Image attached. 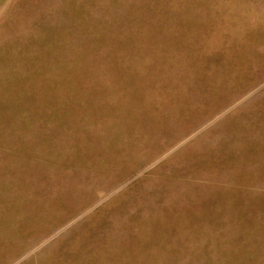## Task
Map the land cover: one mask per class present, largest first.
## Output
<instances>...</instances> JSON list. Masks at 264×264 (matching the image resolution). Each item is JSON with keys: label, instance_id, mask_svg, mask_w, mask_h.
I'll return each instance as SVG.
<instances>
[{"label": "rangeland", "instance_id": "rangeland-1", "mask_svg": "<svg viewBox=\"0 0 264 264\" xmlns=\"http://www.w3.org/2000/svg\"><path fill=\"white\" fill-rule=\"evenodd\" d=\"M0 264H264V0H0Z\"/></svg>", "mask_w": 264, "mask_h": 264}, {"label": "bare ground", "instance_id": "bare-ground-1", "mask_svg": "<svg viewBox=\"0 0 264 264\" xmlns=\"http://www.w3.org/2000/svg\"><path fill=\"white\" fill-rule=\"evenodd\" d=\"M16 131V130H15Z\"/></svg>", "mask_w": 264, "mask_h": 264}]
</instances>
